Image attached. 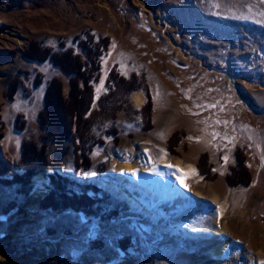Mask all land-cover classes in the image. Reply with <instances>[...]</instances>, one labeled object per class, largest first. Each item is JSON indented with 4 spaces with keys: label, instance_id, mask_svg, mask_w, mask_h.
<instances>
[{
    "label": "rangeland",
    "instance_id": "374dc122",
    "mask_svg": "<svg viewBox=\"0 0 264 264\" xmlns=\"http://www.w3.org/2000/svg\"><path fill=\"white\" fill-rule=\"evenodd\" d=\"M262 13L261 0H0V149L13 166L0 179L23 174L24 142L45 150L47 167L39 174L44 179L58 172L82 179L91 173L109 176L111 163H134L143 152L155 162L164 154L168 161L192 165L198 177L188 182L190 198L161 206L167 217L201 212L194 193L205 200L214 195L224 207L220 226L231 240L222 264H264ZM31 43L54 53L70 50L82 62L87 54L82 43L93 52L99 46V71L90 82L94 99L109 93L112 71L125 79L136 76L147 86L151 130H142L141 111L148 103L143 89L135 91L146 99L139 109L132 103L135 92L109 100L104 109L94 106L85 115L91 123L92 139L84 148L90 167L80 160L76 168L75 128L66 140H45L39 122L49 81L59 80L66 97L71 78L50 61L26 60L22 53ZM174 135L180 143L170 154ZM237 151L252 178L247 187L226 181L237 167ZM204 155L210 179L199 175ZM71 179L64 183L67 192L85 190L95 201L87 214L41 210L53 183L44 182L43 198H32L35 184L25 189L0 184V264H212L209 250L220 236L183 247L180 236L145 233L151 223L132 215L127 205L94 184Z\"/></svg>",
    "mask_w": 264,
    "mask_h": 264
},
{
    "label": "trees",
    "instance_id": "16d2710c",
    "mask_svg": "<svg viewBox=\"0 0 264 264\" xmlns=\"http://www.w3.org/2000/svg\"><path fill=\"white\" fill-rule=\"evenodd\" d=\"M97 41H100L99 39ZM102 50L106 51L108 46V40H101ZM83 50L87 51L86 61L82 62V59L78 55H74L72 51L67 50L61 53H54L50 49L41 47L38 43H31L27 49L22 53V56L31 62L45 63L50 61L52 66L57 68L63 75L71 78L70 91L65 97L62 94V84L57 79H52L47 84L43 105L44 109L39 113V122L45 133V140L63 141L69 136H73L71 133L72 127L75 128L74 139L77 140V146L75 147V166L80 167L79 161L82 160L86 169L90 167V161L87 155H85V145L92 138L90 136L91 123L85 117L86 113L93 109L94 106L99 105L101 109H104L105 103L116 97H126L132 92L139 89H143L146 92V98L148 103L144 109H142V123L144 132L151 130L150 114L152 106L150 104V98L147 90V86L139 81V79L132 75L129 79L121 77L115 71H112L106 81L109 87V93L101 97L98 101L94 99V92L90 84L94 77V73L99 71V65L95 62L102 50L99 46L93 49L88 48L86 43H82ZM81 83V86H80ZM143 84V85H141ZM36 85H41V81H37ZM115 133V132H114ZM110 133H108V136ZM2 135L0 133V140ZM96 140H93L90 144L95 145ZM99 143V142H98ZM180 140L174 135L168 141V152L174 154V150ZM99 144H103L100 142ZM45 148V147H43ZM22 171L23 174H16L12 177L11 181L0 179V184L8 185H21L24 189L31 183L33 177L43 174L47 167L45 150H38L34 143L24 142L22 144ZM237 167L230 169V174L226 176L227 184L230 187L243 186L247 187L251 184L252 178L247 168L246 159L240 151L236 152ZM13 166L4 158L0 149V177L1 175L11 171ZM199 175L205 179H210L211 165L208 164L207 156H202L200 165L198 166ZM50 183L55 186L49 192V194L42 199L39 203L41 210L60 212L65 210H78L80 212L88 213L91 206L94 204V200L87 197L85 190L80 195H76L73 190L66 191L64 183H67L66 178L60 176H48ZM89 187V186H88ZM93 190H96L95 187ZM89 188V189H90ZM111 213L110 216H113Z\"/></svg>",
    "mask_w": 264,
    "mask_h": 264
},
{
    "label": "bare ground",
    "instance_id": "6f19581e",
    "mask_svg": "<svg viewBox=\"0 0 264 264\" xmlns=\"http://www.w3.org/2000/svg\"><path fill=\"white\" fill-rule=\"evenodd\" d=\"M145 101V96L141 92H135L132 96V103L138 109ZM193 169L195 170L192 165H184L179 159L168 161L164 154L153 162L143 152L134 163L127 164L122 161L111 163L109 176L98 177L95 173H91L87 178L73 179L79 185L98 186L104 193H109L115 200L127 205L132 215L142 216L151 223L144 227L145 233L154 231L158 235L180 236V245L183 247L188 245V241L210 240L220 236L221 242L210 248L209 255L213 260L212 264H222L229 251L231 240L226 235L225 229L220 226L224 207L214 195L205 200L199 193H194L197 206L201 209L199 213L188 210L179 217L171 218L161 209L163 204L168 203L172 206L177 200H186L193 195L188 185L189 181L197 177L196 170L195 174H192ZM52 172V169L47 170L48 174ZM36 179L31 196L43 198L48 191L44 182L48 181L42 175H38ZM134 194H138L139 197H135ZM131 223L135 226L136 220L132 219ZM153 227L156 228L153 230ZM260 262L257 261V264Z\"/></svg>",
    "mask_w": 264,
    "mask_h": 264
},
{
    "label": "water",
    "instance_id": "95a60500",
    "mask_svg": "<svg viewBox=\"0 0 264 264\" xmlns=\"http://www.w3.org/2000/svg\"><path fill=\"white\" fill-rule=\"evenodd\" d=\"M23 173V171L22 172H20V174H22ZM58 174L61 176V177H63V178H68V179H71V178H74V179H78L79 177H77L76 175H73V174H64V173H62V172H58ZM36 177V176H35ZM35 177H33L32 178V180H31V183H30V186H31V188H32V186L34 185V183L35 182H37V179L35 178ZM47 179V181H48V183H50V180H49V178L47 177L46 178ZM79 179H82V178H79ZM72 180V179H71ZM73 181V180H72Z\"/></svg>",
    "mask_w": 264,
    "mask_h": 264
},
{
    "label": "snow or ice",
    "instance_id": "6c2138e0",
    "mask_svg": "<svg viewBox=\"0 0 264 264\" xmlns=\"http://www.w3.org/2000/svg\"><path fill=\"white\" fill-rule=\"evenodd\" d=\"M261 3H264V0H261ZM262 15H264V13H262ZM113 47H115V45H113ZM98 91H99V89H98ZM226 123V122H225ZM216 134L215 133H213V136H215ZM188 139H193L192 137H189ZM197 139V142H199V138H196ZM262 159H264V157H262ZM224 160L225 161H227L228 160V157L227 156H225L224 157ZM213 171H215V169H213ZM192 174H195V170L193 169L192 170Z\"/></svg>",
    "mask_w": 264,
    "mask_h": 264
}]
</instances>
